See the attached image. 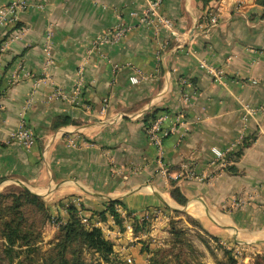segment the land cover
Here are the masks:
<instances>
[{
	"label": "crops",
	"instance_id": "crops-1",
	"mask_svg": "<svg viewBox=\"0 0 264 264\" xmlns=\"http://www.w3.org/2000/svg\"><path fill=\"white\" fill-rule=\"evenodd\" d=\"M145 8V0H29L13 28L20 39L0 55V189L44 197L62 221L63 204L74 202L127 264H147L144 243L154 246L168 236L170 220L187 216L220 240L264 253V112L245 129L242 120L243 104L264 108V8L256 0H162L159 13L174 34L156 19L143 21ZM218 9L219 25L206 36L207 14ZM114 29L123 30L119 40L93 43ZM80 68V98H50L56 89L71 98ZM155 111L169 131L161 161L146 134L145 118ZM23 123L36 134L29 149L9 139ZM235 144L233 155L212 164L213 147ZM171 178L186 206L171 197ZM234 196L249 203L231 210ZM112 201L122 204L115 208L123 228L149 214L150 230L127 233L108 212L103 221L99 213Z\"/></svg>",
	"mask_w": 264,
	"mask_h": 264
},
{
	"label": "trees",
	"instance_id": "trees-1",
	"mask_svg": "<svg viewBox=\"0 0 264 264\" xmlns=\"http://www.w3.org/2000/svg\"><path fill=\"white\" fill-rule=\"evenodd\" d=\"M196 1L208 5L213 0ZM256 3L264 8V0H256ZM1 92L0 87V99L2 97ZM158 117L157 111L146 116L147 128ZM244 147H247L245 139L239 145L236 159L243 153ZM234 153L232 152L228 156ZM170 186V194L174 201L181 206H186L188 199L182 187L177 184V180L171 178ZM118 204L122 205L120 201L110 202L107 210L99 213V216L103 221H106V212H108L123 230L125 220L115 208ZM63 206L66 207L68 213L66 221L56 219L53 214V207L42 196L36 195L28 189L10 186L0 192V246H3V252L11 263L18 257L17 264H23L24 259L28 260L29 255L35 252L37 244L40 242L43 228L47 224H54L57 227L56 241L49 250L47 258L39 263L29 259L30 264H86L84 255L86 251L96 254L101 260L99 264H123L115 252L114 242L105 237L102 229L96 226L89 227L84 221V216L80 214V208L74 202L68 200ZM174 213L176 216L182 214L180 211ZM189 219L194 223L188 217ZM179 223L178 219H172L170 223L171 242L174 245L185 244L183 238L185 233L178 226ZM133 228L135 234L146 233L150 230V223L134 217ZM225 253L226 262L219 264H238L232 250H226ZM150 264H159V262L156 257L152 256ZM254 264H264L263 254L255 255Z\"/></svg>",
	"mask_w": 264,
	"mask_h": 264
},
{
	"label": "built area",
	"instance_id": "built-area-1",
	"mask_svg": "<svg viewBox=\"0 0 264 264\" xmlns=\"http://www.w3.org/2000/svg\"><path fill=\"white\" fill-rule=\"evenodd\" d=\"M146 1V8H145V13L143 17V21L149 22V20L156 19L158 21L159 26L168 34H174L175 29H174V24L173 22L167 18L162 16L159 13V9L161 6L162 0H145ZM29 6V0H11L8 4L5 6H2L0 8V55L2 51H4L7 46L16 40L20 39L21 37V30L20 28L13 29L18 26V23L20 21V12L22 10L27 9ZM207 22L204 27V32L206 36L214 29L217 28L219 25L220 21V10L218 9L217 11H211L207 14ZM4 31V32H3ZM123 30H109L108 32L102 34L101 36L97 37L94 40V44H100L104 42H116L117 40L120 39L122 36ZM189 39V38H188ZM188 39L184 40V43L188 41ZM46 52H48V48H46ZM50 60H48V63ZM202 66L206 68L210 73H212L217 80L221 79L222 73L220 71L214 70L211 67H209L207 64L202 62ZM130 82L132 84H138L140 83V78L137 76H133L130 78ZM39 81L36 82V85H39ZM253 83H256V81H253ZM183 84H187L186 81H183ZM84 87V79H83V69L80 68L78 70V78L75 83L74 89L72 90V97L69 98L68 94L63 92L60 89H56L50 98H58V99H63V100H68L70 102H76L82 93ZM183 99L187 101L189 99V95L186 94L183 96ZM32 104V98L27 101L26 107L24 110L26 111L31 107ZM87 109H90V107H87ZM0 110H1V105H0ZM258 112H264V108H257L253 107L249 104H243L242 105V120L244 122V129L248 121L254 117ZM165 120L164 116H159L147 129H146V134L149 139V141L158 148L159 151V156H160V161L163 158V152H162V139L163 137L167 136L169 134V131H165L162 128V123ZM1 111H0V127H1ZM244 137V134H241L240 141H242ZM9 139L12 142L18 143L19 145L23 146L26 149L31 148L34 146L36 143V134L35 131L29 127L26 123H23L16 131L11 132L9 134ZM74 140H70V144L74 145ZM238 144L233 145L232 147L226 149V150H221L216 147H213L211 149L213 155H214V160L212 161V164H217L220 162H224L227 155L231 153L237 146ZM186 167V166H184ZM162 173L164 175H168V169L165 167L162 168ZM190 177H192V174H190ZM248 200L234 196L232 197L230 201V209L231 210H236V209H242L244 206L248 204ZM150 219L149 214H145L142 218V220L147 221ZM124 231L130 234H133V226L131 224H126L124 226Z\"/></svg>",
	"mask_w": 264,
	"mask_h": 264
},
{
	"label": "rangeland",
	"instance_id": "rangeland-1",
	"mask_svg": "<svg viewBox=\"0 0 264 264\" xmlns=\"http://www.w3.org/2000/svg\"><path fill=\"white\" fill-rule=\"evenodd\" d=\"M4 188L5 187H2L0 190L4 191ZM185 219L186 222L178 219L180 222L178 226L181 227L185 233L183 237L185 239V244H172L170 220L167 237L161 236V239H157L155 242L152 240L150 243L154 244V246H151L150 244L146 245V243H144L143 249L150 253L147 264L151 263L152 256L156 257L159 264H219L220 262H226V250H232V254L237 259L238 264H254V257L258 253H254L251 249H245L243 246L234 245L225 242L224 240H220L217 237L208 234L204 227L202 225L200 226L199 223L194 220V223H192L190 219L188 220V217ZM53 226L56 227L54 224H47L43 228L41 239L37 244L35 252H32L29 255V259L33 262L39 263L47 258L49 250L56 241L57 227L55 228L56 231L53 233ZM260 254H263L264 256V253ZM84 255L86 258V264H99V261H101L96 254H91L89 251H86ZM29 259H24L23 264H30ZM18 261L19 257L11 263L3 252V246H0V264H17ZM121 261L123 264H127L126 261L122 259Z\"/></svg>",
	"mask_w": 264,
	"mask_h": 264
}]
</instances>
